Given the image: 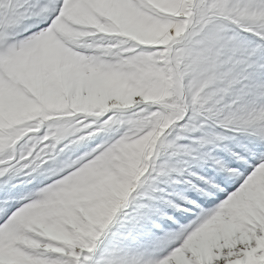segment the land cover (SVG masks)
<instances>
[{
	"label": "snow or ice",
	"instance_id": "6c2138e0",
	"mask_svg": "<svg viewBox=\"0 0 264 264\" xmlns=\"http://www.w3.org/2000/svg\"><path fill=\"white\" fill-rule=\"evenodd\" d=\"M0 264H264V0H0Z\"/></svg>",
	"mask_w": 264,
	"mask_h": 264
}]
</instances>
